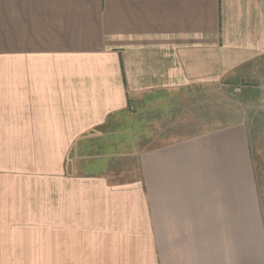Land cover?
Wrapping results in <instances>:
<instances>
[{"label": "crops", "instance_id": "0c3cea01", "mask_svg": "<svg viewBox=\"0 0 264 264\" xmlns=\"http://www.w3.org/2000/svg\"><path fill=\"white\" fill-rule=\"evenodd\" d=\"M228 80L264 100V0H0V264H264L260 107L140 142Z\"/></svg>", "mask_w": 264, "mask_h": 264}, {"label": "rangeland", "instance_id": "374dc122", "mask_svg": "<svg viewBox=\"0 0 264 264\" xmlns=\"http://www.w3.org/2000/svg\"><path fill=\"white\" fill-rule=\"evenodd\" d=\"M228 75L229 78H232L234 69ZM229 80L225 83L222 81L213 82L209 86L210 88H205L203 96L199 95L191 98L189 93H185L187 98L180 100V102L178 101V105L175 106V125L171 124L166 117L164 119L161 118L158 123L157 121H152L151 125H148L151 130L147 132L145 137H141L140 142L143 145L150 146L175 137L196 133L199 131L198 129H207L221 122L231 124L242 118L248 119L249 117L246 114L253 110L252 108L257 109L260 107L264 112V103H262L264 100L261 101L259 98L254 103L249 101L244 104L239 103L236 97L238 92L236 85L239 82ZM240 85L242 86L243 84ZM246 85L250 86L251 82H246ZM259 101L261 102L260 104ZM153 122H156V124ZM249 128H251V124H249ZM251 133L250 144L256 177V191L264 234V122L261 123L257 131H253L252 136ZM131 175L129 172L127 174L121 173L122 177H131ZM250 186L252 187V184ZM262 229L260 227V233Z\"/></svg>", "mask_w": 264, "mask_h": 264}, {"label": "trees", "instance_id": "16d2710c", "mask_svg": "<svg viewBox=\"0 0 264 264\" xmlns=\"http://www.w3.org/2000/svg\"><path fill=\"white\" fill-rule=\"evenodd\" d=\"M103 149H105V148H103Z\"/></svg>", "mask_w": 264, "mask_h": 264}]
</instances>
